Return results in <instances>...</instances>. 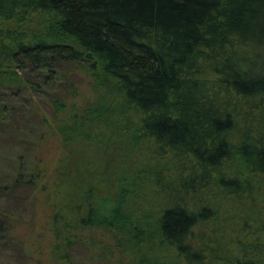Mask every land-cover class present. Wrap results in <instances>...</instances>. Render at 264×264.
I'll return each mask as SVG.
<instances>
[{
    "label": "trees",
    "instance_id": "obj_1",
    "mask_svg": "<svg viewBox=\"0 0 264 264\" xmlns=\"http://www.w3.org/2000/svg\"><path fill=\"white\" fill-rule=\"evenodd\" d=\"M25 101L56 149L23 175L50 264L79 242L112 264H264V219L232 247L209 227L217 193L264 176V0H0V121Z\"/></svg>",
    "mask_w": 264,
    "mask_h": 264
},
{
    "label": "rangeland",
    "instance_id": "obj_2",
    "mask_svg": "<svg viewBox=\"0 0 264 264\" xmlns=\"http://www.w3.org/2000/svg\"><path fill=\"white\" fill-rule=\"evenodd\" d=\"M81 77L84 78L76 74L73 80L78 83L82 80ZM87 83L81 86V91L87 90L91 95ZM62 89V92L66 90H64V86ZM38 95H31L34 96L32 100L42 99L43 101H39L40 105L46 111L50 110L44 102L45 97ZM28 96L25 98L29 99ZM25 102L11 110L10 118L0 121V264H50V261L45 257L49 251L51 235L47 225L50 220V207L45 202V192L40 193L39 191L43 182H37L39 187L38 185L35 188L31 187L23 175H27L25 170L30 169L32 158L36 157L38 153L43 152L41 157L52 162L56 149L49 148L47 141H44L41 147L35 143L36 131L42 128V123H40L38 115L35 114V108L30 110L31 102ZM140 155L145 157V160H157V156L151 152H144ZM123 163L128 164L126 160ZM130 163H133L132 160ZM230 163L234 166L233 162ZM128 165L133 168V164ZM21 169L24 170V174L18 177ZM242 176L246 182L245 176L249 177L250 173H245ZM263 177H261L262 179L251 178L248 190H241L240 194L232 196L217 193L218 195L216 194L217 196L214 198L213 208L217 212L219 224L213 222V224H209V227L226 223L222 229L225 230L226 243L229 244L231 241L230 247L235 246V239L252 238L251 231L254 232L255 225L264 219ZM254 205L257 206V209L259 207L260 216L250 222L244 221L243 217L245 218V215L250 213ZM239 217L243 220L238 221ZM82 235L87 238L86 241L89 238L94 239V237L104 240L108 238L107 234H103L97 228L93 231L87 229L82 232ZM99 250L100 248L96 246L92 252L87 242H79L73 244L70 253L74 264H112L109 263L112 262L111 259L116 260L115 254L103 258L98 254Z\"/></svg>",
    "mask_w": 264,
    "mask_h": 264
}]
</instances>
